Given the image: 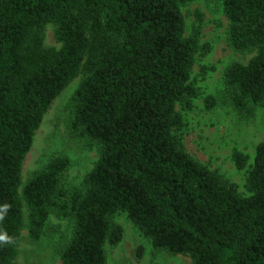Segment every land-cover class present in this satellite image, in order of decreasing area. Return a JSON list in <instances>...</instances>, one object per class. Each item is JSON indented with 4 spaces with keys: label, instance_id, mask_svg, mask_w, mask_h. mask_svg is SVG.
Returning <instances> with one entry per match:
<instances>
[{
    "label": "trees",
    "instance_id": "trees-1",
    "mask_svg": "<svg viewBox=\"0 0 264 264\" xmlns=\"http://www.w3.org/2000/svg\"><path fill=\"white\" fill-rule=\"evenodd\" d=\"M193 0H0V264H17L27 210L31 239L51 214L72 222L61 264H106L125 211L155 248L194 264H264V141L256 145L240 197L184 150L176 104L189 108L194 56L209 46L185 35L182 7ZM229 44L253 51L223 72V96L241 114L264 105V0H219ZM198 21L201 15L196 13ZM53 24L58 48L43 44ZM206 70V67L202 68ZM78 75L67 130L98 145L82 186L62 181L69 161L54 156L21 190L22 162L44 113ZM218 100L204 98L212 109ZM232 159L244 168L246 156Z\"/></svg>",
    "mask_w": 264,
    "mask_h": 264
},
{
    "label": "rangeland",
    "instance_id": "rangeland-1",
    "mask_svg": "<svg viewBox=\"0 0 264 264\" xmlns=\"http://www.w3.org/2000/svg\"><path fill=\"white\" fill-rule=\"evenodd\" d=\"M185 35L199 28V42L209 50L194 56L190 81L197 89L189 108L176 104L182 116V125L174 133L184 150L196 161L215 171L220 178L236 186L240 197L251 193L247 188L248 170L253 164L256 145L264 141V105L251 115L241 114L223 96V72L233 62L245 64L253 51H236L229 44V21L219 0H193L182 7ZM196 13L201 15L198 21ZM55 26H45L43 44L58 48L54 38ZM206 67V70L202 68ZM80 75L74 78L52 101L36 129L33 142L21 167L20 190L33 172L44 166L54 156H65L68 167L63 173L65 187H81L85 174L94 166L99 156L96 141L75 136L67 130L70 117L69 100ZM213 95L218 100L210 110L204 106V98ZM246 156L244 168L238 169L232 159L234 151ZM24 226L17 248V264H61L60 250L72 235V222L51 214L46 233L38 240L30 238L26 226L27 210L23 202ZM114 221L122 228L121 240L106 244V264H194L187 254L170 253L155 248L131 221L125 211L114 215Z\"/></svg>",
    "mask_w": 264,
    "mask_h": 264
}]
</instances>
